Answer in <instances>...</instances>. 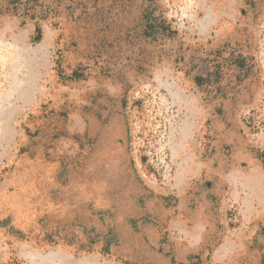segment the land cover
<instances>
[{
  "label": "rangeland",
  "instance_id": "rangeland-1",
  "mask_svg": "<svg viewBox=\"0 0 264 264\" xmlns=\"http://www.w3.org/2000/svg\"><path fill=\"white\" fill-rule=\"evenodd\" d=\"M0 264H264V0H0Z\"/></svg>",
  "mask_w": 264,
  "mask_h": 264
},
{
  "label": "bare ground",
  "instance_id": "bare-ground-1",
  "mask_svg": "<svg viewBox=\"0 0 264 264\" xmlns=\"http://www.w3.org/2000/svg\"><path fill=\"white\" fill-rule=\"evenodd\" d=\"M19 89V88H18Z\"/></svg>",
  "mask_w": 264,
  "mask_h": 264
}]
</instances>
